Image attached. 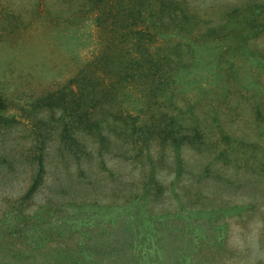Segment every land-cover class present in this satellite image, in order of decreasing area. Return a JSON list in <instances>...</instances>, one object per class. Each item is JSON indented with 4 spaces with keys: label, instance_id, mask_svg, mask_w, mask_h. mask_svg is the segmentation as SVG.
Here are the masks:
<instances>
[{
    "label": "rangeland",
    "instance_id": "obj_1",
    "mask_svg": "<svg viewBox=\"0 0 264 264\" xmlns=\"http://www.w3.org/2000/svg\"><path fill=\"white\" fill-rule=\"evenodd\" d=\"M178 1L205 14L206 49L187 71L197 86L165 101L143 93V80L112 99L89 89L105 38L89 1L0 0L1 240L45 230L49 248L81 241L130 261L145 253L129 249L140 231L172 264H264V0ZM236 10L258 16L259 32L242 40L257 25L246 23L226 39L210 33ZM73 13L84 21L66 20ZM122 110L129 119L115 116ZM170 133L183 138L181 168ZM40 161L43 180L27 198Z\"/></svg>",
    "mask_w": 264,
    "mask_h": 264
},
{
    "label": "trees",
    "instance_id": "obj_2",
    "mask_svg": "<svg viewBox=\"0 0 264 264\" xmlns=\"http://www.w3.org/2000/svg\"><path fill=\"white\" fill-rule=\"evenodd\" d=\"M87 1L91 5L92 28L96 33L101 31L105 36L104 40L101 41L103 42L100 47L101 50L95 61L97 67H95L96 71L92 72L93 76L89 81V89L99 87L100 92L97 91L101 98L112 99L120 92L131 93L132 89L137 91L138 86H132L131 80H143L146 81L145 87L142 89L143 93H149V95L160 93L166 101L172 100V92L180 86L194 84L197 86V83L191 80L195 74L187 71L192 68V65L201 68L197 54L206 49V45L202 41L203 36H200L201 24H204L205 14L199 16L190 8L189 4L178 0ZM36 7H40V2L37 3ZM230 14L225 17V21V18L221 20L216 27L214 20H211L212 23L209 22L212 24L210 33L216 34L218 32L219 37L226 39L228 35L234 33L239 35L236 28L237 24L260 23L258 16L251 14L239 16L237 10ZM82 17L83 15L73 13L68 14L66 20L79 22L81 19L83 22ZM116 22L120 24L118 30L116 29ZM258 27L259 24L256 27L252 25L248 33L240 32L241 39L244 40L246 37L255 34L256 31L259 32ZM114 33L120 34L117 37L114 36ZM110 34L113 35L110 36ZM210 51L212 50L210 49ZM216 59L210 62L212 68H217ZM131 66H135L133 70H131ZM131 71L134 72V76L130 74ZM118 80L124 83V85L122 84L123 87L121 85L117 87ZM196 90L200 93L201 88H196ZM77 91L75 95L78 96L77 101H80V98H83V93L82 90ZM182 91L185 92L184 89ZM149 95H145V99L147 101L153 100L155 96ZM154 104L147 103V107L153 109ZM84 114L86 117L89 116L87 111ZM189 114L193 116L192 113ZM115 116L121 119H129V114L123 110ZM87 119L88 122L91 121L89 117ZM99 125V122L93 124L95 129ZM122 126L126 132L129 130L126 121L122 122ZM193 131L194 136L192 138H199L202 135V132L196 128ZM175 135L170 133L169 138L175 150V161L177 166L181 168L182 160L178 150L183 138H176ZM223 138L225 137L223 136ZM100 140H102L101 137ZM176 147H178L177 150ZM44 174V166L40 161L27 192V198L38 188ZM150 181L155 182L154 175L150 176ZM144 220L150 223L153 219L145 217ZM86 224L87 221L84 225ZM37 228L36 224L35 229ZM30 233L29 237L25 238L27 242L24 243L9 244L0 239V264H172L174 262H166L163 253L158 250L160 249L158 243L153 242L149 235L148 238L144 232L140 231L135 232L138 236L139 233H142V238H139L140 242L137 240L135 243L131 242L129 249L138 245L143 247L145 253L141 256L133 254L130 256V261L129 259L113 257L115 249L103 252L104 248H96L81 241L76 242L75 245L58 244V246L49 248L45 243L47 237L45 230H32ZM158 242L161 243L159 240ZM175 263L185 264V260L180 258Z\"/></svg>",
    "mask_w": 264,
    "mask_h": 264
}]
</instances>
